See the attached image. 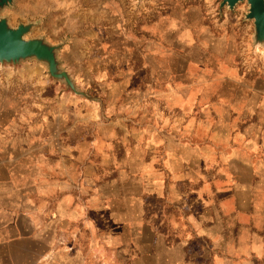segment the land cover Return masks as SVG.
Here are the masks:
<instances>
[{
    "label": "crops",
    "instance_id": "obj_1",
    "mask_svg": "<svg viewBox=\"0 0 264 264\" xmlns=\"http://www.w3.org/2000/svg\"><path fill=\"white\" fill-rule=\"evenodd\" d=\"M29 1L34 9L48 2L53 19L80 32L75 46L102 48L99 62H130L136 52L142 63L164 57L188 64L205 55V18L189 0ZM225 50L227 64L232 44L226 42ZM55 58L60 66L61 57ZM227 68L216 74L221 88L213 99L206 74L191 72L182 89L172 72L149 76L153 81L136 89L103 73L95 79L103 99L80 91L61 67L89 99L61 83L63 91L95 105L86 120L49 117L47 100L28 88L24 119L17 114L18 90L11 99L0 94V239L18 238L20 216L29 222L34 214L19 188L17 157L39 148L61 155V175L80 170L85 176L89 199L101 208L88 216L101 222L113 264H264V87L257 73L245 86ZM3 79L1 73L0 84ZM70 107L77 104L69 99ZM50 123L61 132L68 124L72 136L40 138ZM83 123L91 127L90 142L75 129ZM88 155L102 161L84 163L82 171ZM100 165L116 176L103 185L96 183Z\"/></svg>",
    "mask_w": 264,
    "mask_h": 264
},
{
    "label": "rangeland",
    "instance_id": "obj_2",
    "mask_svg": "<svg viewBox=\"0 0 264 264\" xmlns=\"http://www.w3.org/2000/svg\"><path fill=\"white\" fill-rule=\"evenodd\" d=\"M29 2V0H12L9 6L0 10V18H4L12 29L18 25H32L31 31L23 36L25 41L38 38L52 46L60 45L55 53L58 60L61 57L60 68L63 67L67 74L72 75L78 89L88 96L105 99L102 87L95 80L103 73L108 77L111 75V79L115 82L124 80L125 85L135 89L143 88V84L148 86L149 82L153 81L149 76L158 72H172L176 78H173V81L179 89L185 87V73L191 72L195 76L204 73L208 77L207 88L210 95L207 96L213 99L221 88V81L216 74L228 67V70L236 71L241 75V81L245 86L254 84L253 80L257 73L258 87H264V44L258 46L253 43L254 26L252 20L245 18L248 8L245 0L236 3L232 10H228L226 6L220 8L221 0H189V4L199 7L205 18V29L208 33L202 39L206 45L203 60L188 64L181 61L170 62L164 57L160 62L142 63L136 52L130 57V62H122L119 57L118 61L99 62L100 58L104 59L102 48L90 44L88 47L75 46V37H79L77 34L79 35L80 32L65 29L53 19L54 15L49 9L48 2L44 8L40 6L35 9L32 5L29 8ZM226 42L232 44L234 51L231 59L227 56L229 60L227 64L224 63ZM46 70L47 67L33 59L14 66L0 64V74L2 73L3 78L7 77L0 84V94L3 99L4 97L11 99L15 90H18L17 93L21 96L20 98L18 95L20 98H18L20 105L17 110L18 117L25 119L21 109H26V105L23 104L26 103L25 99H30L28 96L30 92L25 88L32 90L39 99L47 100V109L44 113L47 111L51 118L55 116L54 119L71 121L73 118L86 120L94 117L91 116V108L95 105L90 100L68 96L69 94L63 91L61 83L48 77ZM32 73L34 79L26 84V77ZM195 88L200 89L197 86ZM69 99L71 102H76L75 110L69 108ZM38 103L42 101L35 102ZM40 110L41 108L34 107V113L41 114ZM75 129L85 141H91L89 125L83 123ZM20 133L19 131L18 134ZM24 133H26L25 129ZM61 133L65 137L68 135L71 137L73 127L70 128L67 124L61 132V126L54 127L50 123V126L43 129L38 136L57 140V136L61 138ZM90 161L95 163L102 160L88 155L81 159L80 169L83 171L84 163L88 164ZM17 166L19 188L28 196L27 198H30L29 201L35 207L34 214L31 218L28 215L32 222L20 216L18 238L0 239V264L115 263L116 257L108 253L105 241L101 238V222L92 223L88 216L90 209L96 208L101 211V208L98 199L92 202L89 199L85 176L80 170L76 172L65 170L64 176L61 175V155L46 154L39 148H35L33 154L19 151ZM100 167L96 180L99 185L116 177L114 174L112 176L104 165ZM32 187L34 194L26 193Z\"/></svg>",
    "mask_w": 264,
    "mask_h": 264
},
{
    "label": "water",
    "instance_id": "obj_3",
    "mask_svg": "<svg viewBox=\"0 0 264 264\" xmlns=\"http://www.w3.org/2000/svg\"><path fill=\"white\" fill-rule=\"evenodd\" d=\"M242 0H221L220 8L226 6L232 10ZM12 0H0V10L11 4ZM248 8L245 18L253 21V43L264 44V0H245ZM32 25H18L15 29L8 26L4 18H0V64L17 65L23 61L35 60L47 67L46 73L53 80L63 83L71 93L89 99L85 93L77 92L68 77L56 61L55 53L60 45L46 44L42 39L25 41L23 36L31 31Z\"/></svg>",
    "mask_w": 264,
    "mask_h": 264
}]
</instances>
